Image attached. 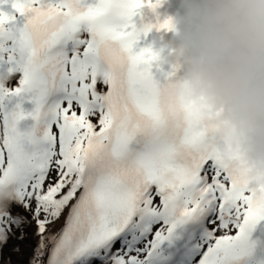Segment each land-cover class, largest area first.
I'll use <instances>...</instances> for the list:
<instances>
[{"label":"snow or ice","instance_id":"1","mask_svg":"<svg viewBox=\"0 0 264 264\" xmlns=\"http://www.w3.org/2000/svg\"><path fill=\"white\" fill-rule=\"evenodd\" d=\"M161 2L0 0V264H264V197L137 50Z\"/></svg>","mask_w":264,"mask_h":264},{"label":"clouds","instance_id":"2","mask_svg":"<svg viewBox=\"0 0 264 264\" xmlns=\"http://www.w3.org/2000/svg\"><path fill=\"white\" fill-rule=\"evenodd\" d=\"M180 7L165 18L176 41L161 98L181 118L190 112L197 129L236 157L254 198L264 197V0H180Z\"/></svg>","mask_w":264,"mask_h":264},{"label":"bare ground","instance_id":"3","mask_svg":"<svg viewBox=\"0 0 264 264\" xmlns=\"http://www.w3.org/2000/svg\"><path fill=\"white\" fill-rule=\"evenodd\" d=\"M7 73V65H3L0 64V75H4ZM20 73H14L8 76V79L4 81V84L6 87H10V86H14L15 81L19 79L20 77ZM21 127L23 128V124L21 125ZM57 228L60 227V225H56ZM34 229H29V232H33ZM255 235H259V229L257 231V233H254ZM12 243H19L21 248L25 250V255L23 257H18L13 255L11 257V259L13 260L14 264H26V261L28 259V255L31 254L32 248L34 247L35 243H36V239L35 238H30L28 240L25 241H13ZM7 249L5 250V252L7 253Z\"/></svg>","mask_w":264,"mask_h":264}]
</instances>
